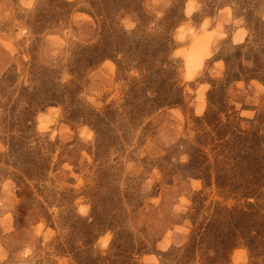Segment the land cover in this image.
Wrapping results in <instances>:
<instances>
[{"label": "rangeland", "instance_id": "1", "mask_svg": "<svg viewBox=\"0 0 264 264\" xmlns=\"http://www.w3.org/2000/svg\"><path fill=\"white\" fill-rule=\"evenodd\" d=\"M0 264H264V0H0Z\"/></svg>", "mask_w": 264, "mask_h": 264}, {"label": "bare ground", "instance_id": "2", "mask_svg": "<svg viewBox=\"0 0 264 264\" xmlns=\"http://www.w3.org/2000/svg\"><path fill=\"white\" fill-rule=\"evenodd\" d=\"M195 51V52H194ZM197 53V50L194 49L192 51V54H191V57H190V60H193V61H196V62H199L200 64L202 63V57H200L199 55L196 54Z\"/></svg>", "mask_w": 264, "mask_h": 264}]
</instances>
